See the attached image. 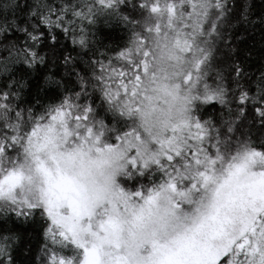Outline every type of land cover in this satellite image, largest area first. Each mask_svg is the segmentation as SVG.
Returning a JSON list of instances; mask_svg holds the SVG:
<instances>
[{
  "label": "snow or ice",
  "instance_id": "obj_1",
  "mask_svg": "<svg viewBox=\"0 0 264 264\" xmlns=\"http://www.w3.org/2000/svg\"><path fill=\"white\" fill-rule=\"evenodd\" d=\"M256 27L264 0H0V264H264Z\"/></svg>",
  "mask_w": 264,
  "mask_h": 264
},
{
  "label": "trees",
  "instance_id": "obj_2",
  "mask_svg": "<svg viewBox=\"0 0 264 264\" xmlns=\"http://www.w3.org/2000/svg\"><path fill=\"white\" fill-rule=\"evenodd\" d=\"M252 2L258 4L259 0H252ZM105 33L115 41H119L122 36V32L118 27L105 29ZM236 35L243 36V39L236 42L235 55L240 61L249 66V71L257 72L258 74V69L264 65V33L261 32L259 27H256L248 31L240 29ZM108 115L112 114L108 113ZM119 126L118 123L117 127Z\"/></svg>",
  "mask_w": 264,
  "mask_h": 264
}]
</instances>
